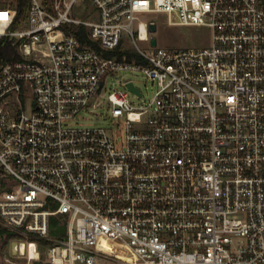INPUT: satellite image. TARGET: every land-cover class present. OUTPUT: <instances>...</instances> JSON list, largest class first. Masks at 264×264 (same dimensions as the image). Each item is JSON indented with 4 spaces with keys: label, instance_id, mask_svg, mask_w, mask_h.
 <instances>
[{
    "label": "built area",
    "instance_id": "obj_1",
    "mask_svg": "<svg viewBox=\"0 0 264 264\" xmlns=\"http://www.w3.org/2000/svg\"><path fill=\"white\" fill-rule=\"evenodd\" d=\"M76 1L0 5V264H264V0ZM147 13L209 43L152 45Z\"/></svg>",
    "mask_w": 264,
    "mask_h": 264
},
{
    "label": "rangeland",
    "instance_id": "obj_2",
    "mask_svg": "<svg viewBox=\"0 0 264 264\" xmlns=\"http://www.w3.org/2000/svg\"><path fill=\"white\" fill-rule=\"evenodd\" d=\"M16 0H0V5L5 7H15ZM93 7L89 1H81L77 0L73 5V13L75 16L85 19H91L93 13ZM141 16L145 19H152L156 24V30L152 33L154 37H156L157 44L160 46H183V45H207L210 39V29L206 26H188V25H170L167 22V15L165 13H147L141 14ZM24 21V19H23ZM20 24L23 26L24 23ZM138 44L142 48H146L147 45L144 41H138ZM126 47L132 48V44H129V41L125 43ZM122 79H130L132 80L135 85H137L141 91L143 92V98L150 97L152 94L151 84L145 82L142 78L141 74H136L133 72H122L121 73ZM116 87H120V84L117 83ZM129 97L135 99L132 94H129ZM30 100V98H29ZM136 102H140L141 100L138 98L135 100ZM92 123V122H90ZM90 123H83V124H90ZM17 238L13 239L16 240ZM12 238L9 239L7 244H3L0 241V254L2 257H9V252L11 250L10 241ZM40 252H41V259L46 257V244L40 242ZM2 263L5 264L6 262L2 260Z\"/></svg>",
    "mask_w": 264,
    "mask_h": 264
},
{
    "label": "trees",
    "instance_id": "obj_3",
    "mask_svg": "<svg viewBox=\"0 0 264 264\" xmlns=\"http://www.w3.org/2000/svg\"><path fill=\"white\" fill-rule=\"evenodd\" d=\"M14 5L16 7V19L12 24V28L17 27V24L24 19L27 10L28 0H16ZM72 32L75 33V35L82 43L94 44L91 40H89L85 28L80 26H73ZM17 58H21V56L19 55L12 41L9 40L7 37H3L2 39H0V62L10 61ZM56 220L57 219L53 218L50 221V234H59L63 233L64 231L63 226L54 228L55 224L57 223ZM11 237V233L6 232L3 228L0 227V241H2L3 244H7Z\"/></svg>",
    "mask_w": 264,
    "mask_h": 264
},
{
    "label": "water",
    "instance_id": "obj_4",
    "mask_svg": "<svg viewBox=\"0 0 264 264\" xmlns=\"http://www.w3.org/2000/svg\"><path fill=\"white\" fill-rule=\"evenodd\" d=\"M149 30H150L151 32H154V31L156 30V25H155L154 23H150V24H149ZM151 44H152V45H155V44H156V39H155L154 37L151 39ZM128 86H129V87H132L131 84H129ZM12 245H13V252H14L15 242H14Z\"/></svg>",
    "mask_w": 264,
    "mask_h": 264
}]
</instances>
